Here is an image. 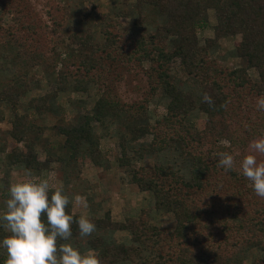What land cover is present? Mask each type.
<instances>
[{
    "label": "trees",
    "instance_id": "1",
    "mask_svg": "<svg viewBox=\"0 0 264 264\" xmlns=\"http://www.w3.org/2000/svg\"><path fill=\"white\" fill-rule=\"evenodd\" d=\"M136 3L140 12L143 6H151L161 16L162 23L154 31L134 37L110 21L102 30L101 41L91 33L73 32L69 36L81 58L70 66L63 64L58 92L73 89L87 93L93 84L103 87V91L79 126L61 128L60 133L71 159L86 150L92 163L100 165L101 149L94 123L125 116L130 125L129 133L120 138L119 164L130 168L131 182L141 192L153 194L157 211L173 213L176 224L172 230L153 225L147 212L137 219L113 222L108 212L102 218H90L95 230L128 232L131 244L94 236L89 240L90 248L101 264H229L239 251L264 250V198L255 194L241 170L218 167L220 153L232 154L238 145H247L264 135V110L258 109V100L264 99V0ZM49 5L45 21L28 0H0L1 15H12L15 22L14 26L4 27L0 21V48L6 44L18 47L33 67L51 65V55H56L53 47L59 41L55 38L64 28L68 9L57 0H49ZM210 9L217 20L216 40L200 46L198 33L208 27ZM236 36L241 40L234 47V56L245 66L224 69L212 58L211 49L217 40ZM177 62L196 84L198 93L186 91L175 77L173 65ZM137 68L146 73L150 94L142 102L122 104L112 94L114 83ZM30 90L28 77L21 76L0 91V102L15 113L11 135L19 143H34L44 134L43 127L17 113ZM58 92L34 99L31 108L49 110ZM159 92L167 99L166 113L153 125L148 104ZM205 93L211 96V105L202 100ZM194 113L204 116L202 126L191 121ZM148 136L151 142L136 146ZM167 152L174 153L175 158L152 170L133 166L146 156ZM130 153L134 154L132 158ZM12 157L28 169H43L44 164L33 154L15 150ZM66 211L74 218L72 236L80 237L75 223L80 215L72 212L71 205ZM7 234L1 227L0 239ZM255 264H264V258Z\"/></svg>",
    "mask_w": 264,
    "mask_h": 264
},
{
    "label": "rangeland",
    "instance_id": "2",
    "mask_svg": "<svg viewBox=\"0 0 264 264\" xmlns=\"http://www.w3.org/2000/svg\"><path fill=\"white\" fill-rule=\"evenodd\" d=\"M62 7L68 9L64 28L55 39L58 45L53 47L56 55H51L54 61L51 65L33 67L21 55L18 47L6 44L0 48V91L9 83L21 76L28 77L31 90L21 100L17 113L30 118V123L44 128V134L37 140L24 143L17 142L12 137V121L15 113L10 106L0 102V210L5 206L8 198L10 183L24 181L31 178H51L58 187H62L70 198L72 212L90 218H102L110 212L113 222H125L127 219H137L143 212H147L153 225L172 230L176 221L173 213L157 211L155 199L150 192H141L137 185L131 182L130 168L121 167V136L128 134L130 122L123 115L107 117L102 123H94V134L100 142L101 164L92 163L86 150H82L74 159L65 146V137L60 133L61 128L79 126L85 115L92 112L97 99L102 95L103 87L91 85L87 93H77L73 89L58 92L59 71L63 64L70 66L81 58L78 46L70 43L69 36L76 32L80 35L91 33L97 41L102 40V30L106 24L113 21L121 32H127L139 37L154 31L162 23L161 16L151 6H143L141 12L136 0H57ZM30 7L43 18L48 19L49 0H28ZM124 14V15H123ZM141 19V20H140ZM0 21L4 27L14 26L12 15L0 13ZM139 21V23H136ZM208 27L198 33L200 46L207 41H214V27L217 24L215 11L207 12ZM50 24V22L48 23ZM58 38V39H57ZM241 40V36L225 37L217 40L211 49V56L224 69L244 67V61L234 56V47ZM54 56V57H53ZM50 58V56H49ZM55 58L58 61L55 62ZM175 77L182 87L188 91L198 93V87L183 72L180 64L173 65ZM147 68V67H146ZM255 76L253 71L250 72ZM150 83L146 73L137 68L125 74L124 79L116 81L112 88L114 98L122 104L142 102L150 94ZM50 103V109L34 110L30 103L34 99L57 93ZM167 99L162 92L157 93L148 104L150 123L155 124L166 113ZM191 121L202 126L204 116L194 113ZM264 138L256 137L247 145H238L232 155L235 167L240 170V161L248 154L257 155L260 162H264V154L253 153L250 143ZM152 137L141 138L140 143L151 142ZM226 145H229L226 143ZM19 154H33L44 164L42 170L26 168L24 164L15 162L12 157L14 151ZM129 156L132 158L133 153ZM174 153L167 152L157 156H146L142 162L133 166H144L152 170L161 162L173 160ZM137 164V165H135ZM81 195L87 200V208L74 206L71 198ZM2 225H0V228ZM5 233V229L2 227ZM94 236H103L119 244H131L128 232L95 230L87 237L71 236L66 243L72 244L81 252L93 251L89 240ZM6 251L0 248V264L6 258ZM264 258V250L251 248L239 251L229 264H255Z\"/></svg>",
    "mask_w": 264,
    "mask_h": 264
},
{
    "label": "clouds",
    "instance_id": "3",
    "mask_svg": "<svg viewBox=\"0 0 264 264\" xmlns=\"http://www.w3.org/2000/svg\"><path fill=\"white\" fill-rule=\"evenodd\" d=\"M202 100L209 105L211 96ZM258 109L264 110V99L258 100ZM253 153L264 154V138L250 143ZM218 167L233 170L234 156L220 153ZM241 174L251 182L255 194L264 198V162L257 155L248 154L240 161ZM74 206L87 208L85 197L77 194L71 198ZM69 196L51 178H31L10 183L8 198L0 210V225L8 233L0 239V248L7 253L3 264H101L93 251L81 252L67 241L72 236L73 216L66 211ZM81 237L95 231V224L86 216L75 220Z\"/></svg>",
    "mask_w": 264,
    "mask_h": 264
}]
</instances>
